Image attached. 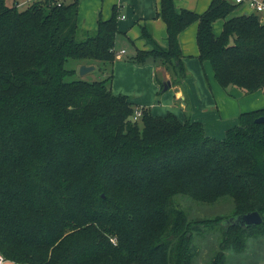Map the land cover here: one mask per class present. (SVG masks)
Wrapping results in <instances>:
<instances>
[{
	"label": "trees",
	"instance_id": "trees-1",
	"mask_svg": "<svg viewBox=\"0 0 264 264\" xmlns=\"http://www.w3.org/2000/svg\"><path fill=\"white\" fill-rule=\"evenodd\" d=\"M158 5L167 45L143 23L149 47L130 61H152L182 84L178 35L195 22L197 57L218 85L264 91V17L235 13L233 0H210L202 12ZM77 13L78 0H0V255L17 264H193L194 240L214 233L208 264H226L228 252L264 237V121H254L264 107L240 112L222 138L170 111L139 106L133 119L130 96L111 90L118 7L94 31L79 27ZM69 58L110 73L67 80ZM155 81L163 90L160 71ZM177 195L233 208L193 218ZM251 210L260 223L228 221Z\"/></svg>",
	"mask_w": 264,
	"mask_h": 264
},
{
	"label": "rangeland",
	"instance_id": "rangeland-1",
	"mask_svg": "<svg viewBox=\"0 0 264 264\" xmlns=\"http://www.w3.org/2000/svg\"><path fill=\"white\" fill-rule=\"evenodd\" d=\"M98 1L99 0H80V10L78 17H80L81 22L79 23V26L81 28L94 31L96 29L97 19L99 17L104 19V16L108 15V13L111 12V10H109V7L102 6L101 16H96V13L98 11L97 8L99 6ZM186 1L188 4L195 7L196 0ZM128 5H133L134 7L136 6L132 3ZM197 7H201L200 3H198ZM131 11L132 9L127 8V6H125L124 9L121 10L120 13H124L126 18L120 19V24L117 23L118 29L120 25H125V21L128 18L131 21L134 19L133 13ZM157 19L160 20L161 25H164L161 19ZM222 21V19H217L213 24V31L215 34L219 33V28L222 25ZM134 28V26L130 28V33L132 34V36L130 34V36H128L123 30H119V32L115 36V46L117 50L112 78L110 81L111 90L113 93H121L128 96L130 95L131 98L136 99L135 101L137 102V104L140 103L141 105H145V107H150L151 111L152 108L150 106V103L154 104L156 106L155 110L158 109L159 111L155 113L152 111V113L154 114L159 113V115H162L167 111H170L174 113L179 119H184V117L186 116L190 117L191 119L201 121L202 123H204L203 125L205 127V130L206 128L208 129V127H210V129L217 133L218 130L221 129L222 134L220 135V138L224 136V131L227 128L233 126L236 123V118L232 116L234 115V113L238 114L242 111L250 110L253 108L252 106L259 105V103L263 100L262 95L264 94V91L261 90L256 94L247 95L249 93H243L242 91H240V89L234 86H230L227 89H223L222 87H220L213 77L210 63L208 61L201 62L198 59L197 54L193 52L194 49L196 51L198 50L195 40V34L192 31L189 32V30L186 33L184 32L182 36H180V39L178 35L180 45L181 42L184 43L183 48L186 53L184 54V60L188 63L187 65H185L187 70V77L182 83V86L183 88H186L188 95H186L187 97L184 98V101L183 99H178L177 103L179 104L180 101H182V107H185V109L180 108V104L178 105L175 102L176 99H174L172 90H170L169 88L165 90H161L160 88H158L156 90V93L155 91H153V93H149L150 84H147L143 79L141 81L134 80L132 78V75L130 74L134 73L136 75L135 70H131V67H129V65L135 67H138V65L131 63L133 61H130L129 57L134 54L135 47H140V45L145 44L142 41L143 38L138 37L139 34L135 35ZM160 28L161 29L159 34L156 30L158 36H154V38L160 45L166 46L167 41L165 37V29L162 26ZM146 46L148 47V45ZM144 47L145 46L143 45L141 48ZM119 48H125L128 54L119 53ZM153 63L154 62L152 61H148L144 64L151 65ZM82 64L87 63H85L84 60L69 58L65 63V67L73 68L75 69V72L71 76H66V79H85L91 81L105 78L106 75L110 73H107V71L103 69L100 70L97 65L93 69L88 70L85 73H80L79 68ZM126 76H129V78L125 79ZM152 82L153 84H155L154 81ZM259 96L262 98H259ZM189 99H191L190 102ZM166 101L169 102L167 103ZM136 105L134 104V110L139 108V106ZM215 107L218 108L219 113L221 114L220 118H215V116L211 114V111L213 109L215 111V114H217ZM175 201L178 205L182 206L187 211L189 216L193 218H211L218 215H228L231 213L233 208L231 201L228 199H219L214 203H201L198 201H194L186 196L177 195L175 197ZM257 236L259 237H256L255 235L251 238H248L244 248L239 253L228 252L226 254V264H264V237L261 235ZM194 244L197 251L193 260V264H208L209 257L213 249L217 247L216 235H214L213 233L204 237H197L194 240Z\"/></svg>",
	"mask_w": 264,
	"mask_h": 264
},
{
	"label": "crops",
	"instance_id": "crops-1",
	"mask_svg": "<svg viewBox=\"0 0 264 264\" xmlns=\"http://www.w3.org/2000/svg\"><path fill=\"white\" fill-rule=\"evenodd\" d=\"M5 1H6V3L8 5L15 4L18 7H24V6L28 5L29 3H31L34 0H5ZM79 2H80V0H78V13H77V22H78V18H79L78 25L81 22L80 21V17H78L79 10H80ZM209 2H210V0H196V5L194 7L193 5L188 4L186 0H174V6H175L176 10L177 9H181V8H187V9L194 10L196 12H202L208 6ZM127 3L128 4H131L132 3V4L136 5V6L135 7L133 5L129 6ZM198 3H200L201 7H197L198 6ZM98 4H99V6H98ZM98 4H97L98 11L96 13V16L97 15L98 16H101V14H102L101 13V7L102 6L109 7L110 8L109 10H112V6H114V5L117 6L118 7V18H117V21H118L119 24H120V19L126 18V16L124 15V13H120L121 10L124 9L125 6H127V8H131L132 9L131 12L133 13L134 19L131 21L128 18L125 21V25H123V26L120 25V27H119V30H123L125 32V34H127L128 36H130V35L132 36V34L130 33V28L132 26H134L135 27L134 28L135 35L139 34L138 37H140V25L143 24V23L149 24V26L151 28V31H152L153 37L154 36L155 37L158 36V34L160 32V29H161L160 28L161 26L165 29V25H163V24L161 25L160 20L157 19V18H159V19H161V18L158 17V16H156V12H157L158 7H159L158 0H99L98 1ZM237 10L235 11V13L255 12L249 6H247V4H245V3H240V5L237 8ZM110 13L111 12H109L108 15L104 16V18H106V17L108 18L109 15H110ZM257 13H259V16L260 17H264V9L262 11H260V12H257ZM220 29H221V26H220L219 30ZM156 30H157L158 34H157ZM188 30H189V32L192 31L195 34V32H196V23L195 22L194 23H191L189 26H187L186 29H184L183 31H181L179 33V39H180V36H182V34L184 32L186 33ZM165 37H166V32H165ZM142 41H143V43H145L144 39ZM145 44H142V45H140V47H135V48H141L143 45L145 46L144 48H148L149 45L147 47L146 46L147 44L146 45ZM183 44L184 43L181 42V45L180 46H182L181 47V50H182V53H183V61H184L185 65H187L188 64L187 61L184 60L185 59V55L184 54H186V53L184 51ZM115 50H117L116 49V46H115ZM118 50H119L120 53H121V50H124L121 54H128L127 53V50L125 48H119ZM193 52L195 54H197V51L195 49H194ZM114 62H115V59H114V61L112 63V72H113V69H114ZM131 63H134L135 65H138V67L130 66L129 65V67H131V70H135V73H136V75L134 73H130L132 75V78L134 80H139V81H141L143 79V80L146 81L147 84H150L149 93H153V91H155V93H156V90L159 88L158 84L155 81V71H160L161 72V75H162L164 81H166V80H169L170 81V75H169V73L161 65H156L155 63H153L151 65L137 64L135 62H131ZM94 67H95V65H94ZM126 78L128 79L129 76H126L125 79ZM152 81H154L155 84H153ZM168 88L170 90H172V93H173L172 95L174 96V99H176V101H175L176 103H177V100L178 99H183V101H184V98H186L187 97L186 95H188L186 88H183L182 84H175V85H173V84H171V81H170V86ZM258 91H260V90H257L255 92L249 93L247 95L256 94ZM238 93H240V92H238ZM247 95H243V96H247ZM262 96H263V98L259 96V98H262L263 99L260 102L261 104L259 103V105L252 106L253 107L252 109L264 107V94ZM162 99H163V97H162ZM131 100L135 104H137V102L135 101L136 99L131 98ZM190 101H191V99H189V102ZM166 102L168 103L169 101H166ZM181 103H182V101H180V103H179L180 105L178 103L177 104L179 105L180 108L185 109V107H182L183 105ZM137 105L138 106H145L143 104L141 105L140 103H138ZM150 106H151L152 111L154 113L155 112H159L158 109L155 110L156 106L154 104L150 103ZM148 108H150V107H148ZM215 110L217 111V114H215L214 109L211 111V114L213 116H215V118H220L221 117V114L219 113L218 108L215 107ZM236 114L237 113H234V115H232V116L234 118H237V115L239 113L237 115ZM205 131H206V133L208 135H210V136H213L214 135V137H218V138H220V135L222 134V130L221 129H219L218 132L215 133V131H213L212 129H210V127H208V129L206 128ZM5 263H7V264H13L15 262H12V261H9V260H5V259H3L2 262H0V264H5ZM15 264H17V263H15Z\"/></svg>",
	"mask_w": 264,
	"mask_h": 264
},
{
	"label": "water",
	"instance_id": "water-1",
	"mask_svg": "<svg viewBox=\"0 0 264 264\" xmlns=\"http://www.w3.org/2000/svg\"><path fill=\"white\" fill-rule=\"evenodd\" d=\"M94 68V65H87L82 64L79 68L80 73H85L88 70H91ZM170 86V81L166 80L163 82V89H167ZM255 122H263L264 121V115L257 116L254 119ZM228 221L233 224H240V225H252L257 224L261 222V216L256 210L247 211L244 213H240L234 216H231L228 218Z\"/></svg>",
	"mask_w": 264,
	"mask_h": 264
},
{
	"label": "built area",
	"instance_id": "built-area-1",
	"mask_svg": "<svg viewBox=\"0 0 264 264\" xmlns=\"http://www.w3.org/2000/svg\"><path fill=\"white\" fill-rule=\"evenodd\" d=\"M236 3H245L247 6H249L252 10L255 12H260L264 9V0H234ZM124 50H121V53ZM120 53V52H119ZM140 115V110L136 109L134 114H133V119L138 118ZM2 255H0V262L3 261Z\"/></svg>",
	"mask_w": 264,
	"mask_h": 264
}]
</instances>
